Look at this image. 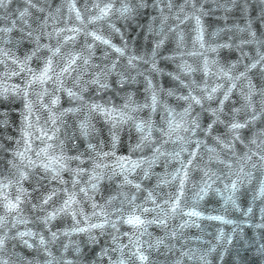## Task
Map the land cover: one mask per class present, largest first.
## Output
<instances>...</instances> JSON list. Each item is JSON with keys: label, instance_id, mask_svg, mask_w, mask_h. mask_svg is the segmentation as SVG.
Masks as SVG:
<instances>
[{"label": "water", "instance_id": "obj_1", "mask_svg": "<svg viewBox=\"0 0 264 264\" xmlns=\"http://www.w3.org/2000/svg\"><path fill=\"white\" fill-rule=\"evenodd\" d=\"M141 2L142 0H31V3L36 5L31 7L28 0H11L7 9L0 8V28L11 27L10 21H16V27L11 33L0 32V49L22 58L25 50L34 47L28 40L22 48L18 47L16 41L22 35L29 31H32L34 36L40 32L52 33L51 38L41 35V43L50 44L52 47L59 44L61 48L60 54L53 58L56 74H60L61 69L65 67L69 54H81V58L68 72L63 73L60 79L64 89H72L84 97L83 102L69 97L67 91L57 90L59 86L49 81L44 86L49 93L44 97V104H50L53 97H58V103L52 108L57 114L64 109H81L79 112L65 113L62 119L53 125L49 120L48 110L37 101V93L43 89L39 84L33 85L29 95L35 105L33 126L28 129L30 135L27 137V144L21 131L25 127L23 97L13 94L7 99L0 97V121H7L0 123V216H6L7 219V226L0 227V237H8L5 246L0 247V262L45 264L46 260L54 257V264H64L65 261L109 264L108 256L101 255V248L109 249L108 255L113 260L119 255L118 252L113 253L110 250V234L113 232L111 227L106 226L103 234L100 229H89L87 232H75L72 229H88L90 224L100 222L103 219L100 216L102 209L108 213L120 207H123L125 212L131 211V205L125 195L128 199L135 195L136 204L152 208V202H146V197L151 191L156 203L168 212V216L165 226L150 225L147 227V233L142 236L145 242L144 251L149 257L148 264H264V196L260 195L261 182L264 181V162L259 159V155H264V114H261L264 107L261 101L264 98L259 93L252 97V104L259 118L250 121L247 128L240 131L243 143L236 141L232 149L223 148L218 144L213 139L218 134L225 141L231 139V133L224 124L216 125V130L210 136L200 135L199 138L206 140V143L201 145L196 160L188 168L182 194L180 177L173 179L172 176L179 168V162L166 154L180 151L182 143L177 139V135L186 133L178 130L169 138L160 132L161 128L167 130V121L171 119L169 108L174 110L176 121H180L187 103L178 97L188 94V87L185 85L191 86L193 93L200 97L204 95L202 89L205 86L209 91L217 85L221 86L212 101H203V108L193 105L191 115L201 113L202 125H206L211 119L210 113L205 110L218 107L219 100L233 82L236 87L225 101V115L221 118L229 120L233 108L240 109L236 114L239 122L243 123L250 118L252 112L245 106L246 102L241 95L242 91H248V81L244 78L229 80L224 73L227 72L235 78L245 71L246 65L259 58L257 52L264 53V0H197V6L203 4L206 13L201 16L204 27L203 46L197 39L195 20L189 19L181 23L176 19L177 15L183 19L184 13L180 12V6L185 4V0H144L148 4L146 8L140 7ZM169 3L171 8L167 6ZM72 4L79 10L81 19L78 20L76 12L70 9ZM123 4H129L134 11L122 16L120 9ZM105 5H112L111 10L102 18L96 19ZM24 8H28L30 13L24 17L27 24L19 18V11ZM41 8L43 11H39ZM184 11L189 12L191 9L185 7ZM21 28L24 29L23 33L20 32ZM70 28H79L80 31L74 34L67 31ZM58 29L65 31L58 36ZM92 32L110 41V44L95 40L90 35ZM251 33H255V39ZM73 35L74 39L65 41V36ZM161 40L163 44L157 47ZM88 45H92L91 49ZM112 45L124 49V54L117 53ZM49 54L47 49H42L37 54L41 59L34 57L29 66L38 70L43 66L42 58ZM132 56L142 59L133 60L129 64V57ZM0 59L6 58L0 56ZM85 59H88L87 64L84 63ZM113 62L116 63L114 70L111 68ZM153 62L155 69L152 67ZM6 69L18 71L10 60L6 65L0 63V90L8 89L11 93L14 86H23L24 81L29 78L27 72H22L19 76H6ZM101 69L108 72L107 83L110 87L106 89H99L97 85L88 83ZM120 74H123L124 78L122 84L118 83L121 80ZM247 77L259 88L264 80V62L249 70ZM149 81L157 92L158 102L154 111L150 106L145 107L151 105L152 88L149 87ZM192 81H195L194 85ZM82 87L86 88L83 92ZM169 90H172L173 95L168 94ZM85 102L115 106L133 117L132 120L118 124L115 129L119 137L114 149L115 156L99 158L95 157V153L86 151L89 142L97 145L98 149L102 147L105 152L113 149L109 131L111 122L106 121L99 113L89 112L83 106ZM126 103L130 107L124 109ZM36 116L40 117L38 122ZM86 116L97 130L87 139L80 136L78 127L79 122ZM140 121L151 122L152 143L145 145L142 150L132 151L141 135L135 127V123ZM40 128H43L48 136L55 133L53 139L41 136ZM253 140L255 143H252ZM61 141L64 142L63 146ZM49 144L52 147L47 150L48 156H59L62 150L68 156L84 153L81 158L83 163L69 162V168L82 167L88 170L77 177L80 183L75 189L72 186L73 175L70 171L61 173L63 180L67 181L66 184H61L59 180H51V172H45L41 167V160L45 163L48 160L43 154L40 158H37L36 154ZM26 147L28 151H25ZM155 147H160V151L165 155H160L152 163L147 178L144 177V170L149 167L147 163H142L134 171L125 173L116 167L117 158L120 156H131L132 160L142 157L151 160ZM209 148H214L216 153H210ZM17 152L24 153V157L17 156ZM246 153L252 156L250 161L240 159ZM216 154L219 155V160L226 163L209 159ZM181 155L183 159H188L187 152ZM89 156L108 165V168L103 170L104 178L99 181L97 189L89 192L92 199L79 192L81 187L86 186L93 167V160L89 159ZM29 159L36 162V167L28 165ZM241 164L244 166L243 173L239 172ZM253 164L256 165L255 168L252 167ZM21 171L27 173L23 179L20 177ZM205 171L208 175H205ZM247 173H251V177L247 176ZM238 174L240 179H237ZM125 175L132 184L124 183ZM39 177L46 178L39 181L38 187ZM233 181L237 182L235 190L231 188ZM137 183L141 185L139 190L134 187ZM53 188L58 190L57 195L45 205L47 211L59 207L66 198L64 188L69 192L75 191L79 201L73 205L78 213V224L70 215L63 214L51 222V231L57 232L55 242H51L49 231L36 219L37 216L44 215V212L32 208L33 204H39L42 195ZM202 188L205 190L201 191ZM20 189L24 191L21 192ZM17 195L21 196V211L6 213L5 197L14 201ZM111 197L115 199L108 204ZM177 197L179 207L175 212H171L172 205L164 204L163 201H174ZM93 203L97 207L93 208ZM93 212L97 215L93 216ZM192 212L200 215H190ZM155 215V212H150L145 214V217L151 219ZM85 216L88 217L87 220ZM21 219L27 223L19 222ZM112 219H115V216ZM119 227L121 232L132 231L131 227L125 224ZM28 231L43 234L45 240L49 241L47 249L52 252V257H49L45 247L40 245L38 235L23 238L18 235ZM65 232L67 235L63 234ZM89 235L97 237L98 242H90ZM157 238H161L163 243L156 245ZM122 240L124 244L128 243L127 237ZM24 241H27V244ZM149 243L153 244L152 248H148ZM64 245L68 246L67 252L64 251ZM125 251L127 253V250Z\"/></svg>", "mask_w": 264, "mask_h": 264}, {"label": "snow or ice", "instance_id": "obj_2", "mask_svg": "<svg viewBox=\"0 0 264 264\" xmlns=\"http://www.w3.org/2000/svg\"><path fill=\"white\" fill-rule=\"evenodd\" d=\"M28 3L31 7H36L35 4L31 3V0H28ZM11 4V0H0V8L7 9V7ZM169 8L172 7L171 3L167 5ZM98 7V5H97ZM140 7H148V4L142 0ZM185 7H190L191 11L185 12ZM112 5H105L104 8L100 9V16L96 17V19L102 18L103 16L107 15L108 12L111 10ZM71 10H74L76 12L77 19H81V14L78 9L75 8V5L72 4L70 6ZM39 11H43V9H39ZM134 11V9L129 4H123L121 6L120 12L121 15H126L128 13H131ZM180 12L184 13L183 19H180V16L177 15L176 19L180 20L181 23H183L186 20L192 19L195 20L196 23V32H197V39L201 41V44L203 42V33H204V27L201 20V16L205 15V9L203 4H200L199 7L197 6V0H185V4L180 6ZM26 15H30L29 9L24 8L22 11H19V18L24 21L25 24H27V21L24 20V17ZM11 27H4L0 28V32L2 33H11L13 31V28L16 27V21L12 20L10 21ZM30 27V26H29ZM65 31L64 29H58L57 35L59 36L61 32ZM67 31H70L74 34L79 33V28H70L67 29ZM117 31H119L117 29ZM20 32L23 33L24 29L21 28ZM41 35H46L49 38H51L52 33H46V32H40L37 35H33L32 31H29L26 33V35H22L17 41L18 47H23L26 40H28L31 44L34 45L31 49L25 50L23 57H19L14 54H10L8 51H5L3 49H0V56L6 58V59H0V63L7 64V61H11L15 66L17 70H11L6 69L5 75L6 76H19L22 72H27L29 74V78L26 79L23 83V86L16 85L11 89V93L8 89L0 90V97H3L7 99L10 94L16 95V96H22L24 99V114H23V122L25 127L21 129L23 136L26 138V144H27V137L30 135L28 132V129L32 128V116H33V110H34V102L29 99L30 90L32 89L33 85L39 84L42 87V91L37 93V101L40 103V105L48 110L49 113V120H51V123L55 125L58 120H61L63 115L67 112H79L81 109L80 107L77 108H69L64 109L63 112L57 114L52 110V108L58 103V97H53L50 101V104H44V97L48 95V89L44 87L49 81H52L54 84H57L59 88L57 90L63 89L64 91H67V94L69 97H72L74 99H77L81 102L84 101V97L81 93L75 92L72 89H64L63 87V81L60 79V76L68 72L72 65L76 63L78 59L81 58L80 53H72L69 54V57L66 60L65 67L61 69L60 74H56L53 67V58L60 54L61 48L59 44L56 47H52L50 44H42L41 43ZM92 37H94L95 40H100L105 44H110V41L103 39L101 36L97 35L95 32L90 33ZM253 39H255V33H251ZM75 38V35L73 36H65V41L72 40ZM182 40V36L180 37ZM7 42V41H6ZM161 44H163V40L159 41L157 43V47H159ZM203 46V44H202ZM224 46V45H222ZM92 45H88V48L91 49ZM112 47L115 48V51L117 53H120L121 55L124 54V49L116 48L114 45ZM47 49L50 53L48 56L43 57V66L40 67L38 70L31 68L30 62L33 60V58H37L38 60L41 59L37 54L42 50ZM153 56H155V50H153ZM258 59L254 60L251 64L245 66V71L240 72L238 76L233 78L230 76L227 72L224 73V75L228 76L229 80H239L241 78L246 79L247 82V89L248 91L241 92V95L243 96L246 107L251 110L252 115L249 119L245 120L243 123L239 122L236 119V114L240 112V109L233 108L232 109V116L229 120H224L221 118L222 115H225L224 113V106L225 101H227L230 97V94L232 92V89L236 87V84L233 82L230 87L224 92L223 98L219 100L218 107L216 108H208L205 111L210 113L211 119L206 125H202L201 123V113H197L195 116H192L191 113L193 111V105H198L203 108V101L208 100L212 101L215 98V94L220 88V85H217V87L212 88L210 91L205 86L202 91L204 92L203 97L197 96L193 93V88L189 85H185V87H188V94L187 95H181L178 97V99L183 100L187 103V107L183 109V112L181 114V119L179 122L176 121L174 110L168 109L169 115L171 116V119L167 121V130L164 128L160 129V132L166 136L171 137L174 133H176L178 130L183 131L186 133V135H177V139L181 141L182 147L180 148V151H175L171 153H167L166 155L170 156L172 159L177 160L179 162V168H177L174 173L172 174L173 179L180 177V188H181V194L183 191V185L185 180L188 177V168L194 163V161L197 158V155L199 153V150L201 148V145L206 143V140L200 139V135H204L205 137L210 136L215 130V126L218 124H224L226 125L227 131L231 133V139L228 141H225L221 139V136L218 134L213 137V139L220 144L223 148L226 149H232L234 147V144L236 141H239L240 143H243V140L240 138V131L242 129L247 128L248 123L250 121H255L259 118L258 114H256L255 107L252 104V97L253 95L259 93L262 98H264V80L261 82V86L259 88L256 87L253 82L248 79L247 72L251 69L256 68L258 65H261L262 62H264V53L257 52ZM142 59V57H129V64L132 63L133 60H139ZM84 63H88V59L84 60ZM99 67V66H97ZM107 67V66H105ZM116 67V63L113 62L111 65V68L114 70ZM153 69L156 68L155 63L152 64ZM191 70V69H190ZM223 71V69L221 70ZM121 75V80L118 83H123L124 78L123 74ZM55 77V79H54ZM108 79V72L104 71V69H101L99 72H97L91 81L88 83L97 85L99 89H106L110 87V85L107 83ZM179 79V77H177ZM183 83V81H181ZM192 84H195V81H192ZM149 87L152 88V96H151V105H145V107H152L153 111L155 110V107L157 105V92L151 85V81H149ZM86 90V88H81V92ZM169 95H173L172 90H169ZM262 105H264V99L261 101ZM51 105V106H50ZM84 107H86L89 112H95L101 114L106 121H110L112 124L110 131L111 135V147L113 151L105 152L103 151L102 147L98 149L97 145L92 144L91 142L87 143L86 151H90L92 153H95V157L99 158H106L109 156H115L114 149L116 148V145L119 141V137L117 133L115 132V129L118 124L125 123L128 120H132L133 117L129 116L123 109H118L115 106H107L102 103L97 102H85L83 104ZM130 107L128 103H126L123 108L127 109ZM261 114H264V107H262ZM6 116V114H5ZM118 117V118H117ZM40 117L36 116L37 122L39 121ZM0 123H7L6 120L0 121ZM80 136L84 138H88L91 135H93L97 130L95 126L91 123V120L88 116L85 117L84 120L80 121L78 124ZM135 127L139 133H141L139 141L133 146L131 149L132 151L136 150H142L143 147L147 144L152 143V125L150 121H140L138 123H135ZM147 129V132L145 130ZM41 132V136H47L49 140L53 139V136L55 133H53V136H48V133L45 132L43 128L39 129ZM56 131H59V129H56ZM167 141H164L166 143ZM252 143H255V140L252 141ZM64 142L61 141V145L63 146ZM103 144V141H101V145ZM185 145L187 147H185ZM52 145H46L45 148L41 149L40 152H38L37 158H40L41 154H43L48 162L45 163L43 160H41V167L45 170V172L50 171L51 172V180H59L61 184H66L67 181H64L61 173L65 170H68L72 173L73 179H72V186L75 189L77 184L80 183V181L77 179L82 173L87 172V169H84L82 167L77 168H69V162L71 161H80L83 163V160L81 159L82 156H84V153H78L75 156H68L61 151L59 156H48V148H51ZM191 148V150H189ZM29 149L26 147L25 151H28ZM208 151L210 153H216V150L214 148H209ZM188 153V159L185 160L182 158V153ZM17 156H20L21 158L24 157V153L17 152ZM160 155H165V153H162L160 151V147H155L153 149L152 153V159L147 160V158H141L139 160H132L131 156H120L117 158L116 167H119L122 173L134 171L136 168L140 167L142 163L148 164V169L144 170V177L147 178L149 175V169L151 168L152 163H154ZM253 155H259V153H253ZM95 157L89 156V159L93 160V167L91 172L89 173L88 181L86 182L85 187H81L79 189L80 193H83L84 196L88 199H92L91 196H89L90 191H95L97 189L98 183L100 180L104 178V172L103 170L108 168L107 164L99 163L96 161ZM210 160L216 159L220 163H226V161L219 160V155L216 154L214 156L209 157ZM241 160H247L250 161L252 159V156L248 155L247 153L240 158ZM260 161L264 162V155H259ZM28 165L30 167H36V162L29 159ZM231 167V165H229ZM253 168L256 167L255 164L252 165ZM264 167V165H262ZM239 172H244V166L243 164L240 165ZM114 173V170H113ZM115 174V173H114ZM205 175H208V172L205 171ZM247 176L251 177V173H247ZM27 176V173L21 171L20 177L21 179L25 178ZM46 177H39L37 180L38 187L39 181L42 179H45ZM111 177H109L110 179ZM210 178V177H209ZM237 179H240L239 174L237 175ZM124 183L125 184H132L133 182L128 180L127 175L124 176ZM7 187V185H5ZM134 187L139 190L141 188L140 184H135ZM231 188L235 190L237 188V182L233 181L231 184ZM37 189H34V191ZM205 189H201V191H204ZM19 191L23 192V189H20ZM57 189L53 188L51 189L47 194L42 195L39 198V204H33L32 208L33 210H37L40 212H44V215L37 216V221L41 223L45 229H47L50 233L51 242H55L57 240V232L51 231V222L55 220L58 216L63 215H70L77 224L79 221H76L77 216V210L73 208L74 204H78L79 201L77 200V193L75 191L69 192L67 188L63 189V192L65 194V199L60 204L59 207H53L51 211H47L45 209V205H48L49 202L52 200V198L57 195ZM260 195L264 196V181L261 182L260 187ZM115 199V197H111L108 204L111 203V201ZM125 199L128 200V203L131 205V211L125 212L123 207L120 208H114L112 213H108L107 211H104L102 209L100 216L103 217V219L96 223V224H90L89 228H80V227H74L72 231L75 232H87L89 229H100L101 234H103V230L106 226L111 227L113 232L110 234L111 236V251L113 253H119L118 257L113 260L109 253V249L107 248H101V255L102 256H108L109 264H148L149 257L145 254L144 251V241L142 240V236L147 233V227L150 225H159V226H165L167 223V216L168 212H166L160 204L156 203L155 197L152 195V192L149 191L148 196L146 197V202L151 201L154 207H144L143 205L136 204V196L133 195L131 199H128L127 195H125ZM5 209L6 213H11L13 211L19 212L20 204L22 203L21 196L17 195L15 200H9L7 197H5ZM123 203V202H122ZM164 204H171L172 207L170 209L171 212H175L176 208L179 207V197H177L174 201L173 200H165L163 201ZM235 203V202H234ZM93 208L97 207L95 203L92 205ZM82 209L80 210V213H82ZM248 211H251V208L248 209ZM155 212L156 215L153 216L151 219H148L145 217V214ZM93 216L97 215L95 212L92 214ZM190 215H200L199 213L192 212ZM115 216V219H112V217ZM85 219L87 220L88 217L85 216ZM19 222L21 223H27L26 220L21 219ZM125 224L131 227L132 231L129 232H121L119 225ZM7 226V219L6 216H0V227H6ZM64 235H67V232L63 233ZM18 235L23 238L24 236H39V243L40 245L45 247V251L47 252V255L49 257H52L53 254L51 251L47 249V244L49 241H46L43 234L36 233L32 231L28 232H22L18 233ZM174 235V233H173ZM127 237L128 243L124 244L122 238ZM8 237L7 235H4L0 237V247H4L5 243L7 241ZM89 241L92 243H97V237L89 235L88 237ZM25 244H27V241H24ZM163 243V240L161 238H157L156 245H159ZM28 247H32V245H28ZM153 244L149 243L148 248H152ZM68 246L64 245V251L67 252ZM127 250V253L126 251ZM79 251V249H77ZM55 258L46 260L45 264H54ZM0 264H7V262H0ZM56 264H59V262H56ZM64 264H80L79 261H65Z\"/></svg>", "mask_w": 264, "mask_h": 264}]
</instances>
